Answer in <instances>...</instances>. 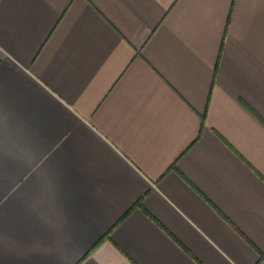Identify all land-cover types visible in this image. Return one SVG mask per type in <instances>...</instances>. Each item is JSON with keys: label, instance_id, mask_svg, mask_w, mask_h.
I'll list each match as a JSON object with an SVG mask.
<instances>
[{"label": "crops", "instance_id": "obj_1", "mask_svg": "<svg viewBox=\"0 0 264 264\" xmlns=\"http://www.w3.org/2000/svg\"><path fill=\"white\" fill-rule=\"evenodd\" d=\"M0 264H264V0H0Z\"/></svg>", "mask_w": 264, "mask_h": 264}]
</instances>
